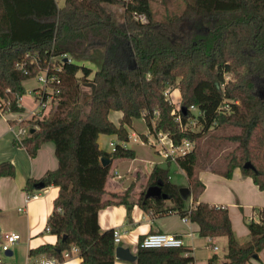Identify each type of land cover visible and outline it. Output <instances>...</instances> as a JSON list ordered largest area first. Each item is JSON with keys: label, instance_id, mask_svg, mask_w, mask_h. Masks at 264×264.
I'll use <instances>...</instances> for the list:
<instances>
[{"label": "trees", "instance_id": "1", "mask_svg": "<svg viewBox=\"0 0 264 264\" xmlns=\"http://www.w3.org/2000/svg\"><path fill=\"white\" fill-rule=\"evenodd\" d=\"M59 1L0 0L2 113L23 111L24 81L31 77L45 73L39 100L51 96L48 111L26 119L30 131L16 140L32 156L43 142L53 141L58 158L57 168L39 179L28 178L24 186L28 196L59 186L46 225L58 240L31 253L62 260L75 245L81 264H115L114 228L102 230L97 215L109 204L132 203L133 184L115 192L106 189V182L112 162L134 158L136 151L120 143L112 152L105 151L98 136L116 133L127 141L133 118H145L152 132L167 133L175 145L193 141L189 151L175 158L190 183L199 161L215 156L226 164L227 173L239 166L264 189V0H183L181 9L166 8L160 17L152 14V0ZM133 6L149 14L147 23L134 18ZM97 48L104 49L100 67L72 57ZM89 82L96 84L94 92ZM170 86L178 88L186 108L181 109L182 122L165 94ZM111 110L123 112L119 125L110 120ZM193 119L196 130L189 126ZM101 157L110 163L104 165ZM248 161L254 167H245ZM5 175H15L11 161L0 162V177ZM158 180L169 197H145ZM39 181L45 185L41 189L35 187ZM180 187L170 179L168 167L156 164L137 202L152 217L178 212L196 221L201 236L226 235L228 251L222 264L259 260L264 206L256 209L257 220L248 221L249 239L241 243L227 205L200 201L187 208ZM187 252L185 246L139 243L136 262L193 264ZM216 261L214 255L209 264Z\"/></svg>", "mask_w": 264, "mask_h": 264}, {"label": "crops", "instance_id": "2", "mask_svg": "<svg viewBox=\"0 0 264 264\" xmlns=\"http://www.w3.org/2000/svg\"><path fill=\"white\" fill-rule=\"evenodd\" d=\"M36 102L27 106L21 98L22 112L38 110L40 103L39 92L34 90ZM46 109L43 113H46ZM18 112L2 113L0 108V162L11 161L15 166L14 176L0 177V245L6 232L19 233L21 239L14 244L6 254L0 249V264H35L46 253H31L33 248L42 244H55L56 234L47 230V219L54 207V199L59 193V186L49 185L41 191L28 196L24 189L28 178H41L49 169L58 166L55 143L45 141L38 148L34 156L27 149L16 142L15 129L11 120ZM123 112L111 110L109 118L119 125ZM137 121L139 123H137ZM146 135V136H145ZM159 132L149 129L145 118H133L129 129V139L120 141L116 133H100L98 143L101 149L112 152L114 141L124 147L136 151L131 159H119L112 162L111 174L106 182L108 191L123 192L131 184V204H109L98 211V222L102 230L118 228L120 242L116 244L128 247L136 255L140 239L151 231L173 233L183 240V246L188 248V254L194 257L193 264H209L212 256H217V264L225 261L228 251L226 235L215 237L201 236L200 226L196 221L183 220L178 212H170L155 217L147 214L137 202L142 185L146 183L154 165L169 168L170 179L190 188L185 199L187 208L200 201L216 205H227L231 216L233 229L238 240L243 243L249 239L248 221L258 219L257 208L264 206V189L254 182L249 174H245L241 167H234L227 173L226 164L217 157L203 158L197 164L191 183L185 172L179 167L175 158L178 154L168 148L170 155L162 150L164 142L159 138ZM136 194V196H135ZM6 256V257H5ZM259 260L255 264L264 263V248L258 254ZM68 264H81L78 253L73 254ZM115 264H137L136 260L119 259L115 256Z\"/></svg>", "mask_w": 264, "mask_h": 264}, {"label": "built area", "instance_id": "3", "mask_svg": "<svg viewBox=\"0 0 264 264\" xmlns=\"http://www.w3.org/2000/svg\"><path fill=\"white\" fill-rule=\"evenodd\" d=\"M133 16L135 19L140 21L141 23H146L147 22V16L142 15L141 13H138L135 11L133 13ZM39 80L45 84L46 83V75L45 73L39 76ZM173 91V88L170 86L165 90L166 96L171 100L170 95L171 92ZM51 103V96L47 98L45 101H40L39 107L41 110H33L31 112H18L17 116L13 118L15 121L14 123L11 124V126L15 129V138L18 141H21L24 136H26L31 128V125L26 122L28 118L32 116H41L44 112V110L48 107H50ZM192 109H195L194 106L191 107ZM181 101L179 102L178 105H176L173 108V112L175 113L176 119L182 122V116H181ZM157 113V112H155ZM160 140L164 142V138L168 137L169 142L168 145L167 143H163L166 147L162 150V152L167 156L173 153H169L168 148H171L174 153L178 155H183L187 151H189L194 143L190 139H185L182 144L175 145L173 143V140L167 133L159 132ZM111 145L116 147V143L114 141L111 142ZM183 220H188V217L184 216ZM114 236H115V243L120 242V230L118 228L114 229ZM21 239V236L19 233L16 232H6L3 234V241L0 245V249L2 252H5L7 250H10L11 247L18 243L19 240ZM140 245L144 247H180L183 246V240L180 237H177L173 233H167L163 231H151L147 234H145L141 239H140ZM73 253H72V252ZM71 251H65L64 258L61 260L58 257L55 256H45L39 261L35 262V264H68V261L72 258L73 254L78 252V247L73 245Z\"/></svg>", "mask_w": 264, "mask_h": 264}, {"label": "rangeland", "instance_id": "4", "mask_svg": "<svg viewBox=\"0 0 264 264\" xmlns=\"http://www.w3.org/2000/svg\"><path fill=\"white\" fill-rule=\"evenodd\" d=\"M59 3L63 4V0H60ZM151 4H152L151 5L152 6L151 7L152 14L154 13L156 17H160V16H162V14L165 13L166 8L173 9L174 11H178L179 9H181L183 7L184 2H183V0H152ZM133 9H136V10H133V12L131 11L132 14L135 11H137L138 13H141L142 15L147 16V18L149 17V14H147V12H144L142 9H139L135 6H133ZM151 10H150V12H151ZM118 13H121V9L118 10ZM126 18H129L128 13H126ZM129 20L130 19H128V22H129ZM133 21L135 23V19H133ZM147 22H148V19H147ZM103 55H104V49L103 48H97V49H94L89 55H81V56L76 55V56H72V57H74V59H76L77 61H83L84 63H86V64L88 63L92 67L97 68V67H100L102 64ZM24 84L26 87V92L23 95V97H24L23 102L27 106L33 105V103L36 102V99H37L34 90L42 89L44 84L39 80V78L37 76L31 77V78L25 80ZM48 89L50 90V88H48ZM170 98H171V100L175 106L179 104V102L181 101V98H180L178 88L173 89V91L171 92ZM37 108H38V110H41V108L39 106ZM46 109H48V107ZM194 111H195V113H197V111L195 109H194ZM196 121H197L196 119H193L192 121L189 122V126L194 128L195 130L199 128ZM137 123H139V122L137 121ZM228 147H229L228 149H230L232 147L231 143L228 145ZM135 196H136V194H135Z\"/></svg>", "mask_w": 264, "mask_h": 264}, {"label": "water", "instance_id": "5", "mask_svg": "<svg viewBox=\"0 0 264 264\" xmlns=\"http://www.w3.org/2000/svg\"><path fill=\"white\" fill-rule=\"evenodd\" d=\"M87 85L92 87L93 92L95 91L96 84L94 82H89V83H87ZM182 109L185 110L186 108L182 107ZM33 130L34 129L32 128V131ZM101 161L104 165H107L110 163V159L106 158V157H101ZM244 166L245 167H254L250 161L246 162ZM44 186L45 185L42 181H39L35 184V187L37 189H41ZM180 192H181L182 197L184 199H186L189 195L190 188L187 186H182V187H180ZM145 197L168 198L169 195L162 191V181L158 180L156 184L148 187V189L145 192ZM5 253L11 254V251L7 250V251H5ZM115 256H116V258H119V259H125V260H130V261L136 260V255H134L128 247H124L122 245L116 246Z\"/></svg>", "mask_w": 264, "mask_h": 264}]
</instances>
